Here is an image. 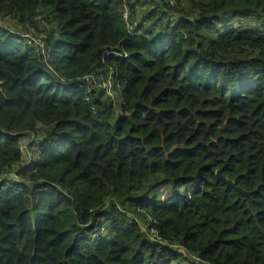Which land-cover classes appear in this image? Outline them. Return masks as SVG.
<instances>
[{"label": "trees", "instance_id": "trees-1", "mask_svg": "<svg viewBox=\"0 0 264 264\" xmlns=\"http://www.w3.org/2000/svg\"><path fill=\"white\" fill-rule=\"evenodd\" d=\"M175 2L0 0V264H264V0Z\"/></svg>", "mask_w": 264, "mask_h": 264}, {"label": "built area", "instance_id": "built-area-1", "mask_svg": "<svg viewBox=\"0 0 264 264\" xmlns=\"http://www.w3.org/2000/svg\"><path fill=\"white\" fill-rule=\"evenodd\" d=\"M31 34L32 35L24 33V34H20V36L21 38L25 39L27 43L36 45L38 53L44 60H46V58L48 57V52L44 46L43 35L32 33V31H31ZM113 72H114V68L109 66L104 73H99L98 78L97 76L93 74H87L83 77V79L86 82L90 83L95 89H102L104 95H106L114 104L115 103L114 91L115 89H118V83H114L111 78ZM113 85H114V88H113ZM29 140L30 139H27L25 141H20L19 143V149L21 153L23 154V156L26 155L25 145H27ZM165 194H164V198H166L167 196V194L166 195ZM164 198H162V195L161 196L159 195L160 200Z\"/></svg>", "mask_w": 264, "mask_h": 264}, {"label": "rangeland", "instance_id": "rangeland-1", "mask_svg": "<svg viewBox=\"0 0 264 264\" xmlns=\"http://www.w3.org/2000/svg\"><path fill=\"white\" fill-rule=\"evenodd\" d=\"M155 2H156V0H154ZM158 1H160L161 2V0H158ZM162 1H166L168 4H170V5H175L176 4V2H175V0H162ZM143 6V5H142ZM145 7H149V6H151V4H146V5H144ZM143 6V7H144ZM139 11H138V13H137V15H139ZM128 14V12H127V6H125V8H124V11H123V16H126ZM173 15H176V13H174ZM0 26H2V27H4V28H12V29H19L18 27V24H16L13 20H11V19H3V20H0ZM19 31L20 32H18V33H20V34H29V35H32L31 34V31H33L32 29H31V27H27V29H19ZM114 95H115V98H116V100H117V90H115L114 91ZM27 145H25V147H26ZM165 192H166V189H163V188H161L160 190H159V193H160V196L162 195V198H164V194H165ZM166 195V194H165ZM194 263L195 264H197V260L194 258Z\"/></svg>", "mask_w": 264, "mask_h": 264}, {"label": "water", "instance_id": "water-1", "mask_svg": "<svg viewBox=\"0 0 264 264\" xmlns=\"http://www.w3.org/2000/svg\"><path fill=\"white\" fill-rule=\"evenodd\" d=\"M135 102H137V100L132 102V106L134 105ZM214 173L216 176H218L222 180L223 183H225L226 185H231L237 191L239 195L247 194V191L243 190L241 187L236 185L235 178L231 179V178L224 176L221 172V168H217Z\"/></svg>", "mask_w": 264, "mask_h": 264}]
</instances>
